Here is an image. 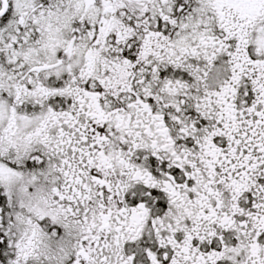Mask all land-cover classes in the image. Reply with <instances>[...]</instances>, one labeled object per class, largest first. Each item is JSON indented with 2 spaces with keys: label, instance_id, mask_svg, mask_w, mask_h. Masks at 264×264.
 Here are the masks:
<instances>
[{
  "label": "snow or ice",
  "instance_id": "6c2138e0",
  "mask_svg": "<svg viewBox=\"0 0 264 264\" xmlns=\"http://www.w3.org/2000/svg\"><path fill=\"white\" fill-rule=\"evenodd\" d=\"M0 264H264V0H0Z\"/></svg>",
  "mask_w": 264,
  "mask_h": 264
}]
</instances>
